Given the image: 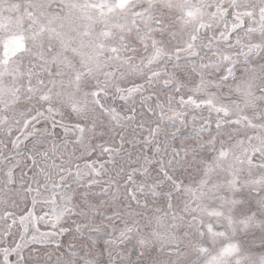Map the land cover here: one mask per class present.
<instances>
[{"label": "snow or ice", "instance_id": "1", "mask_svg": "<svg viewBox=\"0 0 264 264\" xmlns=\"http://www.w3.org/2000/svg\"><path fill=\"white\" fill-rule=\"evenodd\" d=\"M0 264H264V0H0Z\"/></svg>", "mask_w": 264, "mask_h": 264}, {"label": "rangeland", "instance_id": "2", "mask_svg": "<svg viewBox=\"0 0 264 264\" xmlns=\"http://www.w3.org/2000/svg\"><path fill=\"white\" fill-rule=\"evenodd\" d=\"M191 129L189 128L188 131H190ZM40 206H37V214L38 215H42V213L40 212ZM34 228H39L41 232H45V231H49L50 228L49 226L44 222V221H37L34 225ZM34 230V229H33Z\"/></svg>", "mask_w": 264, "mask_h": 264}]
</instances>
